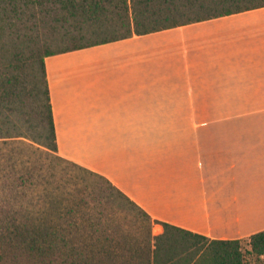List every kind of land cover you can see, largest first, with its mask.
I'll list each match as a JSON object with an SVG mask.
<instances>
[{
  "label": "crops",
  "instance_id": "crops-1",
  "mask_svg": "<svg viewBox=\"0 0 264 264\" xmlns=\"http://www.w3.org/2000/svg\"><path fill=\"white\" fill-rule=\"evenodd\" d=\"M44 66L60 157L153 221L210 240L264 231V7Z\"/></svg>",
  "mask_w": 264,
  "mask_h": 264
},
{
  "label": "trees",
  "instance_id": "trees-1",
  "mask_svg": "<svg viewBox=\"0 0 264 264\" xmlns=\"http://www.w3.org/2000/svg\"><path fill=\"white\" fill-rule=\"evenodd\" d=\"M45 1L50 0H0V11ZM54 1L63 5L62 10L69 8L71 15L84 11L85 24L94 22L90 27L101 22L97 3L85 9L75 4L77 0ZM154 1L158 0L133 2L132 6L123 1L111 23L115 30L110 37H86L83 27L76 29L77 35L66 32L65 48L37 54L38 79L29 65L31 75L27 77L34 79L30 89L15 73L22 67L18 53H11L9 59L0 57V264H244L241 241L210 240L153 221L106 178L58 155L46 57L264 7V0H190L187 8L195 10L196 16L185 18L175 5L151 11ZM142 4L144 8L138 9ZM28 102L30 110L23 114ZM19 113L25 116V131ZM38 154L69 164L100 184L89 190L83 179L74 177L49 189L43 186L49 175L42 172L39 159H33ZM124 204L147 222L142 238L135 236V229L121 227L117 215ZM47 206L55 214L39 213ZM153 224L162 226L161 235H151ZM247 244L250 254L264 257V231L253 234Z\"/></svg>",
  "mask_w": 264,
  "mask_h": 264
},
{
  "label": "rangeland",
  "instance_id": "rangeland-1",
  "mask_svg": "<svg viewBox=\"0 0 264 264\" xmlns=\"http://www.w3.org/2000/svg\"><path fill=\"white\" fill-rule=\"evenodd\" d=\"M123 1H127L129 6H132L133 2L137 4L142 3L145 0L75 1L76 5L84 7L85 9L91 7L94 3H97L100 7L99 16L101 24L99 23V25H94L93 27L90 26H92L94 22H88L85 24L86 15L84 11L80 9L74 13V15H71L69 8L62 10L63 5L54 0L45 1L42 4L35 3L28 7H5L0 11L2 18L0 21V57L9 59V55L11 53H18V56L22 60L20 63L22 67L15 70V73L20 75L21 82L24 86H26L27 89H30L32 83L34 82L33 78L27 77L31 75V69H29L30 64L33 66L35 77L38 79L40 76L36 62V56L38 53H44L46 50L59 51L65 48L68 45V39L64 38V34L69 32L70 34L77 35L76 29L78 27H83L84 30H87L84 34L86 37L93 38L95 35L110 37L114 35L112 31L115 30V28L111 23L113 18H116L118 15ZM165 1H167L166 5H164ZM165 1H154L150 3L149 9L152 11L164 9L169 6L174 7L173 5H175L178 9V14L180 13L181 15L183 13L185 18L196 16L195 10L187 8L190 0ZM252 1L260 2L261 0ZM137 8L143 9L144 5H139ZM29 104L30 102L26 103L25 108L23 109V114L29 112ZM24 118L25 116H22V113H19L18 119L25 131L26 125H24ZM26 142L29 141L26 140ZM33 159H39L38 165L42 166L44 169L42 172L46 176L49 175L50 178L46 180L48 184L45 181V183H43V186H49V189H54L57 185L62 184L66 179L74 177L83 179V185H87L89 190L96 188L95 186L100 184V182L94 177L82 173L81 171L71 167L69 164L60 163L50 157L39 154L33 156ZM42 206L43 205H40L39 203L38 208H41ZM118 210L119 212L117 218L123 230L128 231L135 229V236L142 238L144 236V231L147 228V222L143 220L141 214L136 210H132L126 204L121 205ZM55 212V210H50L48 206L39 210L41 215L55 214ZM110 212L111 211L108 210V213ZM247 243L248 241L246 240L241 241L242 251L244 253V264H264L263 256L258 257L248 252L249 246Z\"/></svg>",
  "mask_w": 264,
  "mask_h": 264
}]
</instances>
